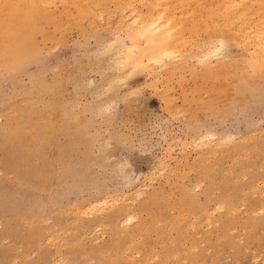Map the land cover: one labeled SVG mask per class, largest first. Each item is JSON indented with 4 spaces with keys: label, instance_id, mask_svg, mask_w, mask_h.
Listing matches in <instances>:
<instances>
[{
    "label": "rangeland",
    "instance_id": "rangeland-1",
    "mask_svg": "<svg viewBox=\"0 0 264 264\" xmlns=\"http://www.w3.org/2000/svg\"><path fill=\"white\" fill-rule=\"evenodd\" d=\"M112 1L107 23L58 4L37 51L0 61V264H264V68L252 45L229 38L224 63L200 64V33L183 73L177 59L173 72L117 77L115 50L103 52L126 34Z\"/></svg>",
    "mask_w": 264,
    "mask_h": 264
},
{
    "label": "bare ground",
    "instance_id": "bare-ground-1",
    "mask_svg": "<svg viewBox=\"0 0 264 264\" xmlns=\"http://www.w3.org/2000/svg\"><path fill=\"white\" fill-rule=\"evenodd\" d=\"M140 1H145L147 3V4H145V6H146L145 9L147 8V10H145L147 13L144 11L145 14H141L140 11H139L140 12V14H139V12L136 11V9L134 7L135 2H137V4H138V2H139V4H141ZM115 2H116L117 8L119 9V12H120L119 14H121V15H119V16H121L120 21H119V19H118V21L120 23L122 22L121 26H122V24L124 25V28H125L124 30H125L126 34H124L125 36H117V37L115 36L116 40L114 42H112L110 45H107V47L108 48L110 47V49H107L103 52L104 53L106 51L109 52L111 50V48L115 50V54H114V61L115 62L113 60L112 61L114 62V65L116 68L117 77H121L122 75L123 76L128 75L127 72H126V74L124 73L126 70H128V72H130V74L143 72V71H148V72L151 71V73H152V71L157 70V69H159V70L162 69V71L165 69L164 71H166L172 65L178 64V63L176 64L177 61L175 62V60H177V59L178 60L182 59V60H180L181 64H178L177 67L179 69L180 74L183 73L181 71L184 68V67H182V65L184 66V64H182V62L184 63L185 57H184V59L182 58V49L183 48L185 49V47L188 46L187 45L188 40H189V43H188L189 44V49H188L189 55L192 53V50H191V49H193L192 43H195L194 46L199 48L198 46H200V45L197 46V44H202V41H203V39H201V43H199V41H198V39L200 37V33L204 34L203 37H205L203 44H202V45L205 44V46L204 47L202 46L203 48H201L200 50L198 49L199 50L198 60L200 61V64L204 63L206 65H209L212 62V60L223 61L221 58L223 57V54H225L224 50H225V47L227 45V41L229 38H232L235 41L239 39L245 45H252V49H253V53H254L253 56L255 57L257 63L262 68H264V0H115ZM71 3L77 5L78 13H81L82 15L85 14V15L90 16L92 18V20L90 19L91 21H93V18L97 17L96 14L98 16H100L102 18V20L103 19L108 20V19H110L109 17H111V15L109 16L110 9L108 11L107 5H106V0H0V61L6 62V63L21 62V61L25 60L32 53V51H37L39 49V44L37 43L38 42L37 36H41V38L43 40H46L49 37H51L49 35V33L45 32V23L54 18L52 8L57 10L58 4L62 5L63 7H65V6H68V8L73 7V4H71ZM147 5H148V7H147ZM116 6H115V8H116ZM142 6H144V5H142ZM115 8H113V9H115ZM125 9L131 10V12H130L131 15L128 13L129 14L128 18H127V16H124V17H126V19L124 17H122ZM64 11H65V9H64ZM69 11L70 10H68V12L67 11L66 12L69 13ZM112 11H114V10H112ZM115 11H117V10H115ZM64 15H65V17L68 16V14H64ZM57 16H59V15H57ZM97 19H98V17H97ZM90 20H88V22ZM107 20L105 21L106 23H107ZM110 20H109V22H110ZM118 21H116V23L114 22L116 25L111 23L112 26L114 25L115 28H117V29H115L117 31H118V28L120 27V25H117ZM94 22H95V19H94ZM63 23H65V21ZM92 23L93 22H91L90 24L92 25ZM68 24L69 23H65V25H64L65 28L63 26L57 28V31H58L57 36H60L61 39L65 38L66 32L69 31V29L74 26V25L72 26V24H70V25H68ZM93 24H95V23H93ZM91 25L89 27H91ZM109 26L106 25V27L111 28V26L110 27ZM121 29L122 28L119 29L120 33L122 32ZM94 30H95V28H94ZM82 34L84 37L85 33L83 32ZM187 34L189 35V37ZM186 35L189 39H187ZM50 39L52 40V38H50ZM234 40H231V41L235 42ZM58 41L60 42L59 39H58ZM197 41H198V43H197ZM228 43H229V41H228ZM191 44H192V46H191ZM228 45L230 46V44H228ZM228 45H227L226 49L229 47ZM188 50H187V52H188ZM193 51H195V50H193ZM223 63H224V61H223ZM179 66H180V68L182 67L181 70H180ZM177 67L174 68V66H172L171 68L172 69L174 68L176 70ZM171 68H170V70L173 72V70ZM185 68H187V67L185 66ZM183 70H185V69H183ZM191 71H194V70L191 69ZM148 72H146V73H148ZM162 73H165V72H162ZM166 73L169 74L168 71ZM171 75H173V74L171 73ZM171 75H170V77L172 78L173 76H171ZM190 75H191L190 77L192 78L193 75L192 74H190ZM152 76L154 77L153 73H152ZM126 78H127V76H126ZM156 78H158V77H156ZM166 78L169 79V76ZM121 79H124V77ZM163 80H165V79H163ZM169 82H171V81H169ZM165 97H166L165 100H168L167 96H165ZM171 98L168 101H172L173 98H172V100H171ZM214 137H215V135H214ZM219 140H221V139H219ZM219 140L216 139V143H218L217 141H219ZM213 142H214V140H213ZM207 143H206V145H207ZM221 145H223V144L221 143L220 146ZM217 146H219V144ZM216 153H218V152H216ZM234 181H235V179H234ZM115 199H116V197H115ZM103 201H105V200H103ZM110 202H111V200H110ZM101 203H103V202H101ZM104 204L102 206H104ZM106 205H108V204H106ZM91 206H93V204ZM91 206H89L90 207V208H88L89 210L91 209ZM97 206H98V204H97ZM102 206L99 205V207H102ZM221 206H223V205H221ZM130 208H131V206H130ZM218 208L220 210L219 206H218ZM88 209H87V211H88ZM100 209L101 208H99V210ZM81 210L79 209V213H81L80 212ZM91 210H95V207ZM258 210H256V211H258ZM262 210H264V209H262ZM90 211H89V214H91ZM96 211H98V210H96ZM82 212H83V214H85L86 213L85 209ZM92 212H94V211H92ZM81 215H82V213H81ZM134 215H136V214H134ZM182 215H184V213ZM127 219H126V222H127ZM208 221L210 222V220H207V222ZM122 222L124 224V221H121V223ZM132 222L133 221L131 220V223ZM205 222H206V220H205ZM131 223H129V224H131ZM75 224H76V222H75ZM208 225H209V223H208ZM124 226L125 225H123V227ZM192 226L190 227V225H189V228L193 229ZM210 227H211V225H210ZM130 245H132V244H130ZM190 249L195 250L194 247H193V249L190 247ZM140 252L141 251L139 250L138 253H140ZM148 254L145 253V255L147 257L150 256ZM132 256H133V254H132ZM134 258H133V260H134ZM174 258H175V256H174ZM177 258H178V253H177ZM146 260H147V258H146ZM211 260H212V258H211ZM151 262H153V261H151Z\"/></svg>",
    "mask_w": 264,
    "mask_h": 264
}]
</instances>
